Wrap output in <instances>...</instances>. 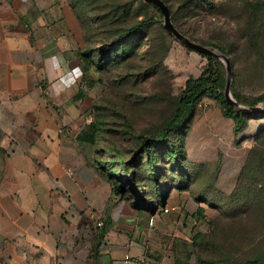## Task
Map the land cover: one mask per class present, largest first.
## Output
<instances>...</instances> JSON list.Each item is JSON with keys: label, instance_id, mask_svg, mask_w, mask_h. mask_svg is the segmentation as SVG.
Listing matches in <instances>:
<instances>
[{"label": "rangeland", "instance_id": "obj_1", "mask_svg": "<svg viewBox=\"0 0 264 264\" xmlns=\"http://www.w3.org/2000/svg\"><path fill=\"white\" fill-rule=\"evenodd\" d=\"M68 1L90 22L91 43L96 45L140 19L152 18L140 31L112 45L109 65L96 71L90 89L97 105L94 114L103 121L97 154L112 148L103 157H123L131 169L137 168L143 198L127 193L123 199L147 222L158 210L146 207L154 199L150 170L144 152L132 162L130 157L141 135L160 134L185 81L206 69L208 59L163 26V13L154 1ZM162 1L181 33L218 52L224 50L231 63L233 98L244 106L263 105L264 66L254 52L264 53V0ZM215 58L214 67L226 79L224 60ZM2 97L0 86V104ZM234 109L248 115L239 132L233 130L234 120L223 115L216 94L202 95L182 111L180 126L171 131L169 139L178 145V156L158 152L154 158V177L162 181L163 194L180 193L190 199L189 211L172 210V220L164 222L168 230L161 231L169 239L191 240L183 247L190 264H264V111ZM16 142V135L0 133V163L15 152L11 145ZM195 203L207 210L199 218L192 213Z\"/></svg>", "mask_w": 264, "mask_h": 264}, {"label": "crops", "instance_id": "obj_2", "mask_svg": "<svg viewBox=\"0 0 264 264\" xmlns=\"http://www.w3.org/2000/svg\"><path fill=\"white\" fill-rule=\"evenodd\" d=\"M85 47L68 0H0V133L17 137L0 163V264H190L191 240L161 232L190 199L166 197L150 224L97 169Z\"/></svg>", "mask_w": 264, "mask_h": 264}, {"label": "trees", "instance_id": "obj_3", "mask_svg": "<svg viewBox=\"0 0 264 264\" xmlns=\"http://www.w3.org/2000/svg\"><path fill=\"white\" fill-rule=\"evenodd\" d=\"M168 9L170 8L168 7ZM77 15L84 32V39L86 43L85 49L80 52L82 60L86 66H93L97 71H103L107 69L111 59L113 44H115L118 40H122L123 38L140 31L142 26L146 25L152 20V18L140 19L139 21L128 25L124 29L118 30V32L113 35L109 41H104L96 45L91 43L92 37L90 35V22L83 20L79 14ZM221 51L224 53V50ZM203 55L207 57L209 62L207 68L204 69L197 77H189L185 81V85L177 97V103L174 112L172 116L164 123L160 134L158 136L141 135L137 149L138 151L136 150V152H134L133 158L130 157V162H132L136 160L135 155H137L139 152L145 153V163L149 167V176L151 177L149 182L152 184V190L154 194L153 203L149 206L143 205L146 206L149 211L154 212L159 208V206H163L165 204L167 195L163 194L161 186L162 181H158L157 178L154 177V175H157V166L154 164V158L158 152H161L171 158L178 156L179 147L178 145H175V143L172 142L169 137L171 135V131L180 126L182 111L184 109L192 107L202 95L215 93L216 98H218L222 104L223 115L226 117H231L234 120V132H239L247 122L248 115H246L244 112L235 110L234 107L228 104L224 99L223 89L225 85V75L220 69H218V67H214L213 63L217 61L216 58L206 54ZM254 55L256 56L255 58L257 61L262 63V66H264V53L254 52ZM235 100L239 102L238 98H235ZM96 108L97 105L93 103V118L89 123V126L92 129L89 138L90 141H92L95 145L97 143L98 137H100L103 132V127L101 125L103 121L97 117L96 114H94ZM110 149L112 150V148L108 147V149H106L105 147L103 155L99 156L97 153L100 152L99 150H101V147L95 146V151L97 154V169L99 170V173L111 181L113 190L115 193L119 194L121 198H123L125 194L129 193L136 199H142L143 197L141 193L143 188L141 187V184H139V176L137 174L138 170L136 171L137 168L133 166V169H131L128 160L123 157H118V159L103 157L104 154L110 153V151H108ZM204 211L205 208L199 205L193 213V216L199 218L204 215Z\"/></svg>", "mask_w": 264, "mask_h": 264}, {"label": "water", "instance_id": "obj_4", "mask_svg": "<svg viewBox=\"0 0 264 264\" xmlns=\"http://www.w3.org/2000/svg\"><path fill=\"white\" fill-rule=\"evenodd\" d=\"M156 2L164 16V22L163 26L170 31L181 43H183L185 46L192 48L202 54L210 55V56H215V57H221L225 64H226V70H227V75L225 79V85L223 89V95L225 101L233 105L239 110L242 111H264V104L263 105H251V106H244L241 105L237 100H235L231 94L230 90V84H231V63L230 59L223 53V52H218L214 50L213 48L206 46L204 44H201L199 42H196L189 37L185 36L183 33H181L171 22L170 16H169V11L166 6V4L162 0H150Z\"/></svg>", "mask_w": 264, "mask_h": 264}, {"label": "built area", "instance_id": "obj_5", "mask_svg": "<svg viewBox=\"0 0 264 264\" xmlns=\"http://www.w3.org/2000/svg\"><path fill=\"white\" fill-rule=\"evenodd\" d=\"M162 210L164 212H167L169 210V207L167 205H164L162 207ZM153 214L150 215L149 223H153ZM120 264H151L150 259L139 256V257H132L128 252L124 253L123 257L121 258Z\"/></svg>", "mask_w": 264, "mask_h": 264}]
</instances>
